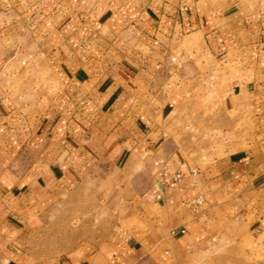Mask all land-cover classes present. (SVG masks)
Listing matches in <instances>:
<instances>
[{
    "label": "crops",
    "instance_id": "0c3cea01",
    "mask_svg": "<svg viewBox=\"0 0 264 264\" xmlns=\"http://www.w3.org/2000/svg\"><path fill=\"white\" fill-rule=\"evenodd\" d=\"M186 35L235 54L247 79L171 94ZM242 91L249 149L203 165L175 137L240 107ZM252 176H264V0H0V264H161L164 241L199 238L211 215L183 201ZM113 180L147 226L86 223Z\"/></svg>",
    "mask_w": 264,
    "mask_h": 264
},
{
    "label": "rangeland",
    "instance_id": "374dc122",
    "mask_svg": "<svg viewBox=\"0 0 264 264\" xmlns=\"http://www.w3.org/2000/svg\"><path fill=\"white\" fill-rule=\"evenodd\" d=\"M170 55L179 58L178 66L169 69L173 70L172 80L177 81L172 84L171 94L189 87L201 95L247 79V73L240 68L235 54L215 57L199 35H186L173 43ZM241 97L240 107L231 108L224 115L217 114L207 121L189 119L187 127L175 140L185 147L187 154L200 158L203 165L217 158L245 153L253 140L250 126L253 110L248 93L242 91ZM131 188L135 187L132 185ZM114 190L116 192L111 196L110 192ZM117 190H121L120 182L113 180L108 192L101 191L103 196L97 195L91 202L92 211L85 214L86 223L94 226L93 230L99 235L104 234L108 226L144 224L137 212L127 213L129 197L119 195ZM198 196L204 198V204L195 210L189 204ZM182 206L189 207L193 214L199 216H203L202 211L212 212L209 218H201L204 225L203 235L199 238L188 233L187 229L186 233L179 235V243L172 239L160 245L158 255L161 264H264V176L235 182L224 189L221 196L207 197L201 192L183 201ZM88 231L83 230L82 235ZM166 249L171 251L168 261L161 257Z\"/></svg>",
    "mask_w": 264,
    "mask_h": 264
},
{
    "label": "built area",
    "instance_id": "2783aa9c",
    "mask_svg": "<svg viewBox=\"0 0 264 264\" xmlns=\"http://www.w3.org/2000/svg\"><path fill=\"white\" fill-rule=\"evenodd\" d=\"M38 1H42V0H38ZM21 64L23 66H26L27 65V60L26 59H23L21 61ZM179 64V58L178 56H169V64H168V68L171 69L172 66H178ZM159 68H162V64H159L158 66ZM182 174L180 172H178L176 175H175V178H174V181L172 183V185H177V183L182 179ZM204 204V198H202L201 196H198L197 198L191 200L190 202V206H192L195 210H197L199 207H201L202 205ZM186 228H182L181 229V232L182 233H186ZM171 234L173 235H176L177 234V231L176 230H171ZM162 259L165 260V261H168L169 258L171 257V251L170 249H166L163 254H162Z\"/></svg>",
    "mask_w": 264,
    "mask_h": 264
}]
</instances>
